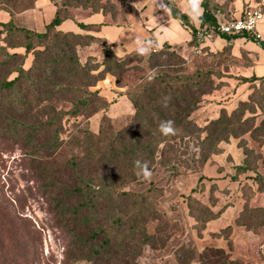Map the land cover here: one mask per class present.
<instances>
[{"label": "rangeland", "instance_id": "374dc122", "mask_svg": "<svg viewBox=\"0 0 264 264\" xmlns=\"http://www.w3.org/2000/svg\"><path fill=\"white\" fill-rule=\"evenodd\" d=\"M52 1L61 5V0ZM173 1L192 14L202 10L203 0ZM89 2L74 4L71 0L65 13L89 21L102 18L96 11H103L106 20L113 23L128 22L135 14L125 0ZM9 3L17 10L26 0H0V20ZM225 4L222 22L248 6H258L264 12V0H229ZM17 13L13 10L12 15ZM25 22L17 16L16 25H27ZM215 37L196 39L192 47L171 45L166 52L174 51L184 58L174 63L130 52L118 68L102 72L103 78L92 86L107 100L106 108L80 119L64 135L62 158L82 154L83 146L73 137H81L79 128L86 126L92 133L99 132L104 114V125L110 132L129 125L135 107L128 90L143 86L152 73L169 76L203 69L215 84L190 115L200 130L177 139L173 147L167 146L166 162L176 164L177 172L170 171L167 164H157L150 179L141 178L122 187L132 192L145 191L151 184L161 188L152 204L156 212H149L145 226L150 234L166 238L158 244H144L135 264H264V78L244 81V76L254 74L250 51L242 46L235 52L233 40L220 47L202 44ZM23 43L19 31H5L0 34V53L19 52L15 66L22 58L27 67L33 54L25 52ZM75 48L82 64L89 60L93 73L103 68L101 42L87 38L79 40ZM159 49H152L151 54ZM217 117L223 122L218 133L205 129L207 122ZM37 186L22 145L0 138V264H101L67 256L69 240L54 224ZM115 227L108 224L106 228L113 231Z\"/></svg>", "mask_w": 264, "mask_h": 264}, {"label": "trees", "instance_id": "16d2710c", "mask_svg": "<svg viewBox=\"0 0 264 264\" xmlns=\"http://www.w3.org/2000/svg\"><path fill=\"white\" fill-rule=\"evenodd\" d=\"M35 1L26 0L17 10L12 6L14 3H9L4 10L10 14L13 10L21 12L32 8ZM89 1L96 0H72L74 4ZM163 1L174 18L191 26L188 13L181 11L173 0ZM228 1L203 0L198 15L199 29L215 33ZM69 3L71 0H61V5L55 3V14L43 31L16 25L12 17L0 21V34L19 31L24 37L25 52L33 54L31 63L25 67L22 58L15 66L21 57L19 52L0 53V138H10L22 145L38 182L37 190L44 197L54 224L69 240L68 257L101 264H135L144 244H158L160 239L164 242L166 238L150 234L145 226L149 212H156L152 204L161 188L151 184L145 191L132 192L122 187L141 179L136 175V160L146 161L150 171L162 163L177 172L176 164L166 162L167 146L173 147L177 139L195 135L200 130L190 115L215 84L203 69L202 72L197 69L192 73L176 72L148 79L143 86L128 90L135 107L129 125L110 132L109 126L104 125L107 119L104 114L99 132L92 133L86 126L79 128L81 137H73L74 142L79 141L83 146L82 154L62 158L64 135L71 131V126L108 105L99 90L92 86L103 78L102 72H112L122 61L100 37L56 29L62 20L70 17L65 13ZM78 25L91 26L83 22ZM191 31L189 45L193 46L197 29L192 26ZM220 36L226 40L238 37L254 40L246 33ZM87 38L101 42L103 47V68L96 73L89 67V60L82 64L76 53L79 40ZM170 46L164 43L149 56L165 63H174L175 59L184 61L176 52H166ZM13 72L15 75L9 77ZM261 78L264 75L251 74L244 76V81ZM166 96H171V101L164 107ZM169 119L174 120L177 134L164 136L158 126L160 121ZM222 123L221 117L211 119L205 129L218 133L217 127ZM108 224L115 225V229L110 231L106 228Z\"/></svg>", "mask_w": 264, "mask_h": 264}, {"label": "crops", "instance_id": "0c3cea01", "mask_svg": "<svg viewBox=\"0 0 264 264\" xmlns=\"http://www.w3.org/2000/svg\"><path fill=\"white\" fill-rule=\"evenodd\" d=\"M135 10V14L128 22L113 23L106 20V16L101 11H96L103 15L102 18L89 19L84 21L76 18H66L56 26V29L62 31H73L77 33H87L102 38L105 43L113 50L114 54L121 57L132 51H135V37L153 43L152 49L161 48L164 43L174 47L182 48L190 46L192 39L191 27L199 29L198 15L201 10L192 14L186 7L178 6L183 12L190 15L191 26L185 25L180 19L174 18L163 0H125ZM57 5L52 0H36L32 8L18 12L15 16L5 11L0 21H7L11 17L16 22L17 16L24 18L28 28L37 31H43L45 25L55 14ZM239 15V14H238ZM83 18V17H82ZM78 22L91 24L90 27L82 28ZM107 22V23H105ZM103 23V24H102ZM261 38L259 40H250L244 37L232 39L235 43V52H240L243 46L252 58L253 64L250 66L255 75H264V16L258 25ZM118 40V41H115ZM108 41H115L109 44ZM227 40L223 37H215L214 40H206L203 45L222 46ZM192 47V46H190Z\"/></svg>", "mask_w": 264, "mask_h": 264}, {"label": "built area", "instance_id": "2783aa9c", "mask_svg": "<svg viewBox=\"0 0 264 264\" xmlns=\"http://www.w3.org/2000/svg\"><path fill=\"white\" fill-rule=\"evenodd\" d=\"M264 12L258 6H248L241 10L239 15L235 16L232 20L220 23L216 32H208L202 29L197 30V39L204 40L222 34L246 33L254 40L261 38L258 30V25L262 21ZM245 38V37H244Z\"/></svg>", "mask_w": 264, "mask_h": 264}, {"label": "clouds", "instance_id": "9594fccd", "mask_svg": "<svg viewBox=\"0 0 264 264\" xmlns=\"http://www.w3.org/2000/svg\"><path fill=\"white\" fill-rule=\"evenodd\" d=\"M198 2V0H196ZM118 41V40H115ZM115 41H108L109 44ZM135 52L137 55L140 56H148L151 55L152 48H153V43L151 40L145 41L141 39L140 37H135ZM125 57L122 55L121 60H123ZM150 79L155 78V73L150 74ZM171 101V96H166L163 98V106L167 107L168 104ZM159 131L162 135L164 136H173L177 134V129L175 127V122L174 120H162L159 123ZM134 167L137 169L136 175L148 180L151 177V171L149 170L148 164L146 161H141V160H136L134 161Z\"/></svg>", "mask_w": 264, "mask_h": 264}]
</instances>
